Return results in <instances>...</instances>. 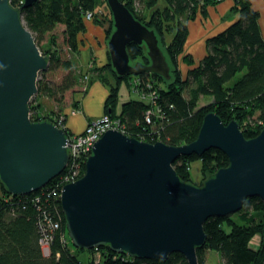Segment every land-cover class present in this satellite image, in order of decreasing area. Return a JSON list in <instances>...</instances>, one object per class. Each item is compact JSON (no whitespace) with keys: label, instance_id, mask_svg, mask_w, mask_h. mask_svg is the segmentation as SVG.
<instances>
[{"label":"water","instance_id":"1","mask_svg":"<svg viewBox=\"0 0 264 264\" xmlns=\"http://www.w3.org/2000/svg\"><path fill=\"white\" fill-rule=\"evenodd\" d=\"M36 1L22 0V8ZM106 3L113 21L107 51L114 72L121 77L147 72L169 80L170 67L154 31L119 0ZM130 44H144L150 63L131 62ZM48 63L19 9L0 0V183L10 195L37 192L68 164L66 131L29 117L38 74ZM209 149L223 152L228 165L207 174L199 186L182 181L173 162ZM253 197L264 202V128L246 139L236 121L225 125L208 112L196 139L178 146L107 130L92 145L84 174L62 187L59 202L76 248L106 246L113 253L161 261L180 253L187 264H199L204 222L238 212ZM261 235L264 240V228Z\"/></svg>","mask_w":264,"mask_h":264},{"label":"trees","instance_id":"2","mask_svg":"<svg viewBox=\"0 0 264 264\" xmlns=\"http://www.w3.org/2000/svg\"><path fill=\"white\" fill-rule=\"evenodd\" d=\"M134 18L154 31L159 41L166 45V55L175 66L173 80L151 73L138 75L140 86L150 82L155 92V104L151 123L145 121V111L149 101L135 94L121 105L119 113L117 101L119 85L128 83L129 76H118L109 62L91 71L97 79L108 87L109 95L104 103L105 113L117 118L124 134L139 140L155 143L161 141L170 146H178L194 141L198 135L203 117L214 112L223 124L234 120L238 123L246 139L255 137L264 128V39L259 26V12L249 0H232V11L238 15L227 28L206 41V54L194 67L182 76L178 68V55L182 53L188 34L187 22L199 12L206 15L208 5L215 0H119ZM162 2V3H160ZM22 0H10L12 7L19 9L22 22L32 33L40 52L48 57L47 71L62 68L67 71L59 83L44 79L37 81V93L29 103V117L32 122H56L60 117L64 125L62 108L46 111L38 96L62 102L66 92L78 84V74L70 60H61L56 45V37L51 32L62 25L63 41L67 50L80 54L79 38L86 31L85 13L94 12L104 3L108 20L94 17L91 22L104 27L105 33L113 31L111 13L106 0H37L32 6L22 8ZM144 6L149 13L142 15L135 5ZM108 26V27H107ZM172 34L169 42L166 34ZM48 38L46 39V36ZM46 39V45L41 42ZM161 48V47H160ZM131 62L149 64L144 44H130L127 47ZM109 58V56H108ZM167 59V58H166ZM186 64L193 60L189 55L180 57ZM87 69H84V72ZM40 74H45V71ZM134 94V93H133ZM201 98L209 103L199 107ZM72 105L76 109V103ZM110 109L111 113H108ZM66 135L70 133L65 129ZM201 162V172L209 175L228 165L227 156L218 149H209L201 156L191 154L181 156L173 162V167L184 182L193 183L189 173L191 160ZM85 158L78 161L77 178L84 174ZM67 169L52 179L37 192L29 195H10L0 183V264H187L180 253L170 254L165 261L159 259H138L126 254L113 253L106 246L84 250L73 248L65 228V218L61 211L58 193L61 176ZM208 175V176H209ZM52 190L57 191L53 193ZM35 197H39L36 201ZM46 213L59 223L52 232L50 255H42L39 246L41 232L39 219ZM206 233L204 245L196 250L199 264H204L206 252L216 250L223 264H264V202L259 197L247 198L241 210L224 217H210L203 224ZM257 236L259 243L250 248L249 243ZM73 251H86L89 257L82 262ZM99 252L96 260L94 253Z\"/></svg>","mask_w":264,"mask_h":264},{"label":"crops","instance_id":"3","mask_svg":"<svg viewBox=\"0 0 264 264\" xmlns=\"http://www.w3.org/2000/svg\"><path fill=\"white\" fill-rule=\"evenodd\" d=\"M252 7L259 12V26L264 39V0H249ZM233 1L232 0H223L215 7H207L206 14L214 12L215 20L212 26H208L205 30L200 32L198 40H202V45L204 46L201 55H196L194 51V45L197 44L198 40L194 37L192 43L189 42L183 45L186 52H183L182 55H189L193 60L191 65L186 64L184 61H181L179 69L182 73V76H185L187 71L196 66L206 54L205 42L208 38L216 35L217 33L225 30L229 24L235 21L238 17L237 14H234L232 11ZM203 18L199 13L196 14L193 21L187 22L188 33L190 28L192 29L195 24H202ZM194 29V28H193ZM188 38V37H187ZM106 39V33L103 27L93 23H86V31L83 35L80 36L79 40V49H80V58H81V68L92 70L95 67H101L109 62L107 44H104ZM82 40V42H81ZM187 45H190L189 48ZM187 47V48H186ZM93 78V77H92ZM91 78V79H92ZM127 86L129 87L128 83ZM130 90V88H129ZM131 91V90H130ZM132 92V91H131ZM109 95V90L106 85L100 82L97 79H93L91 82H88L84 94L79 97H74V102L76 103V109L74 106H68L62 110L64 114V127L70 134H80L84 131L87 123L95 118L102 116L105 113L104 103ZM135 95V94H134ZM121 104L127 102L128 99L120 98ZM119 113L120 108L116 109ZM1 195V189H0ZM258 237L253 238V242L258 241Z\"/></svg>","mask_w":264,"mask_h":264},{"label":"rangeland","instance_id":"4","mask_svg":"<svg viewBox=\"0 0 264 264\" xmlns=\"http://www.w3.org/2000/svg\"><path fill=\"white\" fill-rule=\"evenodd\" d=\"M222 1L223 0L216 1V2H218L217 4H211V5H208V7H210V8L215 7ZM160 3H162V2H160ZM135 8H136V11L139 12L140 14H142V15H146V14L149 13L148 11H146L144 6H139V5L136 4ZM94 11H95V13H94V15H93V17L91 19H89V20L85 19V21H87V23L89 21L91 22L92 19L94 17H96V16L99 17V19L101 21H103L104 19L106 21L108 20V14H107V11H106V7L104 6V3H101L100 6L97 7V9H95ZM96 12H98V13H96ZM199 14L204 19L203 23L202 24H200V23L197 24L196 23L195 26L193 27L194 29L190 28V30H189L190 32L187 34L188 38L186 37L187 41L185 40L186 44H188L189 42L192 43L194 37H196V39L198 40V36L197 35L200 32H202L203 30H205L206 28H208L209 25L212 26L214 24L216 13L211 12V13L206 14L205 16L202 15L201 13H199ZM234 14H236V13H234ZM193 20H190V21H193ZM103 29H104V27H103ZM62 30H63V26L62 25H57L55 27V29L51 33L54 34V36L56 37V45H57V48L59 50V54H60L61 60H63V61L65 59L66 60L68 59V61L70 60L71 65L73 67H75V69L77 70V74H78L77 81H78V84L73 89L68 90L66 92L62 102L59 103V104H56L53 100L47 99L46 97L38 96L37 98L40 100V102L43 105V109H45L46 111H57L58 107H61L62 109H64V108H67L68 106H71L73 101H74V97H79L82 94H84L88 82H90V79L93 77V75H95V73H93L91 70L87 69V71L84 72V68H81V58H80L81 55L79 53L75 52V53L71 54L67 50V48H66V46L64 44V41H63ZM110 34H108L106 32V39L104 40V44L105 45L107 44V41H108V38H109ZM49 35L50 34H48L46 36V39L48 38ZM171 36H172L171 33L170 34H166L165 41L169 42V39H171ZM159 38H160L159 44H160L161 50L166 54V45L162 43L161 37H159ZM46 39L43 42H41L42 46L47 44L46 43ZM79 42H80V40H79ZM81 42H82V40H81ZM202 42L203 41L199 39L197 44L196 43L193 44L194 45V51H195L196 55H198V54L201 55L202 54L201 52L204 49V46L202 45ZM187 46L189 48L190 45H187ZM205 49H206V42H205ZM183 52H186L184 47H183L182 53L180 55H178V59H177L178 68H179V65H180V63L182 61L180 59V57L182 56ZM166 58H167V62H168L169 67H170L171 80H173L174 79L173 78V73L175 71V66L171 63V61L169 60V57L167 55H166ZM40 73L38 74L37 81L39 79H44V80H47V81H50V82L59 83V82L62 81V79L66 75L67 71L63 70L62 68H57L55 71H47L46 72V70H45V74H43V76ZM168 82H169V80H168ZM120 98H124V99H131V98L135 99L136 98V96L129 90V87L127 86V83L125 81H122L120 83V85H119V96H118V101H117V105H116L117 108L116 109L121 108L122 104H121V99ZM209 102H210L209 99L201 98V100L199 101L198 105H199V107H201V106H203V105H205V104H207ZM189 173H190V177H191V180H192L193 184L196 185V186H199L200 184H202V181H204V179L206 178V175H207V173L201 172V162L199 160H197V159H194V160L190 161ZM255 237H257V236H255ZM258 243H259V239H258V241L256 243H254L253 239H252L251 242L249 243V246H250V248L254 249V245H257ZM73 248H76V247H73ZM73 252L76 253V256L82 262H86L87 258L89 257L88 252H86V251H79V252L73 251ZM95 256L96 257L99 256L98 252L94 253V258H95ZM204 264H223V261H222L220 255L218 254V252L216 250H208L206 252Z\"/></svg>","mask_w":264,"mask_h":264},{"label":"built area","instance_id":"5","mask_svg":"<svg viewBox=\"0 0 264 264\" xmlns=\"http://www.w3.org/2000/svg\"><path fill=\"white\" fill-rule=\"evenodd\" d=\"M221 1V0H216ZM94 12H86L85 19L89 20L93 17ZM98 13V12H96ZM140 79L136 75H131L128 80V85L132 93L138 94L141 99H146L149 101L150 107L145 111V121L146 123H151V114L153 113V107L155 104V92L151 87L150 82L145 84V87L140 86ZM62 118L60 117L54 123L57 127L63 129ZM109 129L118 130L123 133L122 126L119 119L110 118L108 114H103L102 116L89 121L83 132L80 134H69L67 135L66 147L68 148L69 160L66 166V173L61 176L62 181L59 185V192L52 190L53 193H58L60 199L62 187L70 182L75 181L77 178L78 171V161L80 157H84L85 160L91 152L92 145ZM85 163V162H84ZM38 201L39 197H35ZM39 229L41 232V237L38 241L42 255L47 257L50 255V245L52 241V232L59 227V223L56 219H53L45 212L42 213L39 219ZM96 260L100 258V253L98 252Z\"/></svg>","mask_w":264,"mask_h":264}]
</instances>
